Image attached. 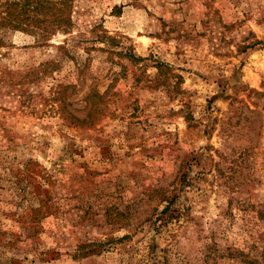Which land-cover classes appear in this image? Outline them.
I'll return each mask as SVG.
<instances>
[{
	"label": "rangeland",
	"instance_id": "rangeland-1",
	"mask_svg": "<svg viewBox=\"0 0 264 264\" xmlns=\"http://www.w3.org/2000/svg\"><path fill=\"white\" fill-rule=\"evenodd\" d=\"M72 10L48 46H0V264H264V0ZM96 27L112 55L84 50ZM156 62L178 94L143 82Z\"/></svg>",
	"mask_w": 264,
	"mask_h": 264
},
{
	"label": "trees",
	"instance_id": "trees-1",
	"mask_svg": "<svg viewBox=\"0 0 264 264\" xmlns=\"http://www.w3.org/2000/svg\"><path fill=\"white\" fill-rule=\"evenodd\" d=\"M73 3L74 0H0V46L4 44L5 35L12 32H18L32 37L40 47L48 46L51 39L57 34H71L73 27ZM93 31H96L94 35L95 40H92L91 43L102 45V47L93 46L84 48V50H101L108 52L110 55L115 53L111 49L118 46V41H116L114 37H111L108 32L101 27H96ZM56 50L60 51L66 58L72 59L70 55L71 51L68 50L66 41L56 45ZM120 53L135 66L145 61L144 58L135 56L130 49L125 50V52L121 51ZM58 64L59 61L47 63V68L57 67ZM154 68L157 70L156 75L152 79L147 77L143 82H145L148 87L161 85L166 87L168 91L171 90L178 94L176 88L177 83L172 85L170 80L175 78L177 82H181L182 77L174 75L172 68L167 64L156 62ZM68 87L69 86H60L54 91L52 100L59 103V110L65 109L63 107V98ZM88 97L90 102H93L91 98H96L98 102L103 99V95L96 92ZM64 119L67 120L65 117ZM73 119L76 121L80 120L74 116ZM91 121L93 120L88 117L86 120L84 119L82 123H91ZM168 209L169 208L166 207L160 213L167 214ZM170 217H176V219H178L180 213L172 212Z\"/></svg>",
	"mask_w": 264,
	"mask_h": 264
}]
</instances>
